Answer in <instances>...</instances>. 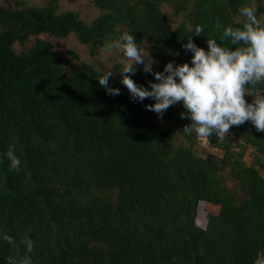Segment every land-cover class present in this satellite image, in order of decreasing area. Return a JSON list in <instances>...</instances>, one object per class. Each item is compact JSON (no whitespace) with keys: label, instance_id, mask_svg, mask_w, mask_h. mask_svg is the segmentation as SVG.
<instances>
[{"label":"trees","instance_id":"1","mask_svg":"<svg viewBox=\"0 0 264 264\" xmlns=\"http://www.w3.org/2000/svg\"><path fill=\"white\" fill-rule=\"evenodd\" d=\"M90 2L98 13L86 21L57 0H0V264L24 254L25 235L33 264H253L264 250V133L233 126L224 141L207 139L219 155H196L182 104L161 118L115 73L120 94L109 95L98 81L105 66L39 36L73 35L95 56L128 32L163 71L191 63L182 45L196 26L204 32L192 39L207 50V37L220 42L216 22L240 26L252 0ZM254 7L259 18L264 5ZM132 79L150 88L154 77L137 68Z\"/></svg>","mask_w":264,"mask_h":264},{"label":"clouds","instance_id":"2","mask_svg":"<svg viewBox=\"0 0 264 264\" xmlns=\"http://www.w3.org/2000/svg\"><path fill=\"white\" fill-rule=\"evenodd\" d=\"M254 6H244L240 14L245 19L240 26H224L219 20L214 31L222 30L220 42L207 37V50L198 46L192 39L200 36L204 28L200 25L194 34L183 44L184 51L191 52V63L174 64L169 61L163 71H154L156 63L147 50H142L133 34L123 32L106 47L109 52L118 51L126 63L119 69L121 83L129 91L133 100L144 101L151 98L155 102L145 105L148 111L159 117L171 106L182 104L184 111L181 119L187 118L190 123L184 125L183 132L201 140L215 136L224 141L233 126L251 122L258 132L264 133V94H256V86L264 84V24L256 15ZM134 65H142L145 73L153 75L148 81L150 88L138 85L132 74L137 72ZM114 76L111 68L98 78L99 84L107 94L116 96L120 89L109 86ZM251 96V102L246 100ZM12 171H19L21 159L15 147L10 146L5 153ZM2 239L13 247H19L11 235ZM20 245L24 254L11 255L7 264H33L31 253L35 242L25 235ZM253 264H264V250H258Z\"/></svg>","mask_w":264,"mask_h":264},{"label":"rangeland","instance_id":"3","mask_svg":"<svg viewBox=\"0 0 264 264\" xmlns=\"http://www.w3.org/2000/svg\"><path fill=\"white\" fill-rule=\"evenodd\" d=\"M21 1L28 5H41L44 0H21ZM57 1H58V8L60 10L63 9L75 10L79 14V16L86 21L94 18L95 15L98 13V10L91 4L90 0H57ZM255 1L256 0H252L251 6H255ZM259 2H261V4L264 5V1L259 0ZM162 9L164 11H167L169 10V7L166 5H162ZM258 19L262 24H264V13L260 14ZM39 36L45 40H49L53 45V47H55L56 49L59 50H64L65 48L72 49L78 54L80 59H83L91 63L98 62L100 65L105 66L108 70L111 68V71H113V73H115L116 75L120 74L119 69L123 66V63H126L121 53L115 50L109 52L106 47L107 45L101 48L95 56H90L88 54V51L86 50V47L80 45L76 41L73 35H70L63 39L54 38L47 34H40ZM30 39H32V36H30ZM141 49L147 50L150 55V52L147 49V47H144V45H142ZM117 64H119V67L115 68V65ZM134 67L138 69H143L142 65H134ZM153 70L159 71L157 69L156 63L153 64ZM256 94L257 95L264 94V91H257ZM252 99L253 98H251L250 102L252 101ZM193 150L196 155L202 157L206 156L207 154H212L213 156L219 155V152L215 148L209 146L207 140H201L197 137L195 139V144L193 145ZM244 160L245 162L249 161V157L247 156V153L244 155ZM211 208H212L211 204H206V209L209 210Z\"/></svg>","mask_w":264,"mask_h":264}]
</instances>
